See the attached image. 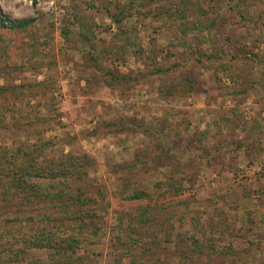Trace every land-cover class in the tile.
<instances>
[{"label": "rangeland", "instance_id": "obj_1", "mask_svg": "<svg viewBox=\"0 0 264 264\" xmlns=\"http://www.w3.org/2000/svg\"><path fill=\"white\" fill-rule=\"evenodd\" d=\"M0 14V264H264V0Z\"/></svg>", "mask_w": 264, "mask_h": 264}, {"label": "trees", "instance_id": "obj_2", "mask_svg": "<svg viewBox=\"0 0 264 264\" xmlns=\"http://www.w3.org/2000/svg\"><path fill=\"white\" fill-rule=\"evenodd\" d=\"M35 22H36L35 19L24 20V21H10V20L5 19L3 17L1 18V14H0V26H2V27L26 29V28L30 27L32 24H34ZM15 188L18 191H27L28 190V189H24L23 190L22 189V186L19 185V184H17L15 186ZM29 188H30L29 190L31 192H33L34 194H37L38 193V192L35 191L34 187H29ZM136 196H138L137 198H139L142 195L141 194H137ZM40 236H43V238H44V239L43 238L42 239H39V241H37L38 242V246H41V248H48V247L52 246V244L56 241V237L55 236H49L48 234H46V231L45 230H42L41 231ZM75 242H73V244L70 245V248H73ZM64 250H66V248ZM66 251H68V249Z\"/></svg>", "mask_w": 264, "mask_h": 264}]
</instances>
